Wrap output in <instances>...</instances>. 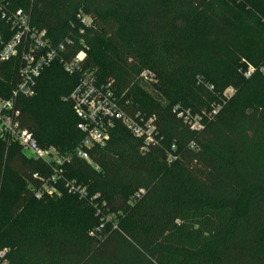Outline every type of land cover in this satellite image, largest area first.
I'll return each instance as SVG.
<instances>
[{
	"label": "trees",
	"instance_id": "16d2710c",
	"mask_svg": "<svg viewBox=\"0 0 264 264\" xmlns=\"http://www.w3.org/2000/svg\"><path fill=\"white\" fill-rule=\"evenodd\" d=\"M8 5L53 46L64 45L65 60L85 51L83 70L100 86L112 79L127 114L154 117L160 140L143 151L117 122L109 142L90 149L91 164L73 156L66 166L65 181L85 188L87 198L63 181L60 196L37 199L49 167L0 136V264H264V0ZM14 33L0 14V51ZM144 71L153 81L141 78ZM79 81L55 61L35 95L16 101L20 127L39 147L66 154L82 141L68 101ZM17 82L16 61L3 63L0 96L9 99ZM170 154L177 160L170 163ZM10 175L22 188L7 205ZM33 204L49 213L29 215Z\"/></svg>",
	"mask_w": 264,
	"mask_h": 264
},
{
	"label": "built area",
	"instance_id": "2783aa9c",
	"mask_svg": "<svg viewBox=\"0 0 264 264\" xmlns=\"http://www.w3.org/2000/svg\"><path fill=\"white\" fill-rule=\"evenodd\" d=\"M8 6V0H0L2 19L11 23L15 33L11 40L2 43L0 66L6 62L16 61L18 82L9 99L0 96V136L9 143L18 144L26 158L42 161L49 167V176L40 179L41 187L33 191L37 199L60 196L58 185L65 181L66 166L72 157L76 156L91 164L90 149L106 145L117 122L126 127L136 139L142 141L143 151L158 145L160 138L155 118H147L140 114L131 116L123 111L114 97L111 86H100L93 72L83 70L85 51H81L70 60H65L62 56L64 45L53 46L45 31H39L30 25L28 15L22 10L10 13ZM87 20H89L87 17H83L82 23L89 25L90 21L87 23ZM55 61H60L68 74H80V81L69 95L68 101L78 118L77 128L83 134V139L74 151L66 154L53 147L48 149L39 147L34 136L20 127V111L16 107L19 98H31L35 95L37 82L43 71ZM252 72L250 69L247 77ZM141 78L153 81L154 76L144 71ZM185 120H191L189 113L186 114ZM192 120L191 129L200 130L202 128L200 120L198 118ZM172 149L174 150V147ZM168 160L172 163L177 157L170 154ZM34 177L38 178L37 175ZM64 186L69 193L77 194L81 199L87 198L86 189L74 182L65 181ZM143 193V190L138 192L133 202L139 200ZM98 197L99 195H96L93 199Z\"/></svg>",
	"mask_w": 264,
	"mask_h": 264
},
{
	"label": "rangeland",
	"instance_id": "374dc122",
	"mask_svg": "<svg viewBox=\"0 0 264 264\" xmlns=\"http://www.w3.org/2000/svg\"><path fill=\"white\" fill-rule=\"evenodd\" d=\"M87 23H89V20H87ZM102 46V49L104 50V53L105 52H109V53H112L111 49H109L105 44H101ZM114 53V51H113ZM112 53V54H113ZM249 74V73H248ZM110 83L108 85H111L113 80L111 79V81H109ZM230 95V94H233V90H229L227 91L226 95ZM179 108V106H177ZM71 132V131H70ZM8 144H13V143H9L7 142ZM45 147H43L42 149H48V148H55L53 145L51 147H49L48 145H44ZM75 178V177H74ZM8 191H7V195H6V200H5V203L8 205L10 204L12 201H13V197L18 190H20V188H22V183L14 178V176L10 175L8 176ZM62 194V190L60 192ZM55 197V196H53ZM51 197V198H53ZM69 206H70V203H67L65 204L63 207L66 209V210H69ZM29 212V215L33 216V215H39V216H44L45 214H48L49 213V208L45 207V206H40L38 204H33L32 207L28 210ZM5 252H3L1 255L2 257L4 256ZM2 264H7V262H3Z\"/></svg>",
	"mask_w": 264,
	"mask_h": 264
}]
</instances>
